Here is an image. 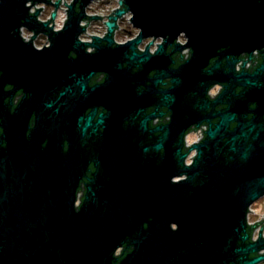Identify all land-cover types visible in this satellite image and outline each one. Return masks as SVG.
I'll list each match as a JSON object with an SVG mask.
<instances>
[{
  "label": "water",
  "instance_id": "water-1",
  "mask_svg": "<svg viewBox=\"0 0 264 264\" xmlns=\"http://www.w3.org/2000/svg\"><path fill=\"white\" fill-rule=\"evenodd\" d=\"M92 1L73 0L64 28L55 32L48 23L38 21L41 8L30 12L35 5L51 4L50 0H0V102L6 83L28 80L31 86L49 84L55 89L75 63L100 66L112 56H126L128 52L135 57V45L144 37L169 36L154 56L148 52L141 55L147 62L160 60L176 33L185 32L196 45L192 57L175 72L169 124L170 130L178 133L174 168L179 180L172 182L165 174L170 172L169 165L158 168L160 145L156 140L144 143L138 138L134 142L129 137L144 133V129H112L104 134L85 128L72 131L68 133L67 153L58 139H52L44 156L38 153L37 145H30L25 157L18 155L19 170L15 161L23 149L10 143L0 154V264L263 261L264 254L254 259L249 256L264 251V220L248 223V214L250 207L264 197V88L253 82L235 101L227 102V109L216 110L236 85L224 78L233 69L225 73L219 61L206 69L216 39L209 30L213 22L222 27L225 20L214 21L211 15L222 14L221 6L210 10V4L203 0H121L126 9L111 11L116 15L107 23L106 37H96L88 44L78 37L85 30L81 22L87 18L86 9ZM52 3L58 9L66 2ZM125 11L132 12V22L141 32L137 39L113 47L116 19ZM55 16L53 12L52 18ZM96 16L107 18L88 17L97 20ZM244 23L242 29L248 30L251 21ZM259 25L264 29V21ZM22 27L35 35H47L50 47L37 50L32 41L22 38ZM250 36L236 38L244 44ZM89 46L96 48L94 54L85 52ZM71 51L76 58H69ZM222 82L230 84V89L211 101L208 90ZM248 82L240 85L247 86ZM256 93L257 108L247 110L249 98ZM247 113L253 117L247 118ZM215 118L219 119L217 123L212 122ZM232 121L237 124L235 128L230 126ZM205 123L208 130H200L206 136L192 144L190 150H196V156L186 166L183 135L190 127ZM97 141L105 155L95 163L83 203L76 208V191L86 168L85 162H78L79 157L85 158V152ZM259 224V236L252 241L250 232ZM123 246L132 250L119 256Z\"/></svg>",
  "mask_w": 264,
  "mask_h": 264
},
{
  "label": "flooded vegetation",
  "instance_id": "flooded-vegetation-1",
  "mask_svg": "<svg viewBox=\"0 0 264 264\" xmlns=\"http://www.w3.org/2000/svg\"><path fill=\"white\" fill-rule=\"evenodd\" d=\"M203 2L210 4V10L221 6L222 14L212 13L211 15L214 21L217 19H225L224 22L227 19L231 21L222 22V27L217 25L218 22H213L209 33L216 36V39L215 44L209 50L212 55L208 56L206 63V69L215 66L218 61L220 66L226 70L225 73L230 68L233 69V72L229 75L225 74L224 78L236 84L234 92L226 94L222 98V104L216 106L217 111H223L228 107L227 102L235 101L238 94L248 90L253 82L264 88V70H259L264 66V29L259 25V21H264V0H203ZM53 4L52 2L49 5L40 4L46 7L39 13L38 21L48 23L49 27L58 32L63 28L54 27L58 9ZM52 8H55V18H52ZM119 9H126V7L119 5ZM115 12L109 14L107 18L94 17L97 20L90 19L86 15L85 21L90 24V28L84 27L85 30L78 39L83 43L92 44L96 37L105 38L108 34L107 23L112 16L116 15ZM44 15L46 18L42 20ZM132 19L133 14L130 11H125L121 17L116 19L113 47L125 45L139 37L141 29L134 26ZM244 21H251L248 30L242 29ZM228 24L231 25L230 28H227ZM249 33L251 38L250 41H246L247 43L242 44V39L236 38L238 35ZM21 36L27 42L32 41L37 50L48 48L51 45L47 35H35L25 27L21 28ZM24 36L30 37L29 40H26L27 37ZM168 39L169 36L142 38L135 45L137 53L135 57L128 52L126 56H112V60L100 66L82 62L75 63V66L62 75L63 77L59 80L60 84L55 89H52L49 84L39 87L31 86L28 80L22 83L16 81L14 85L6 83L3 87L4 96L2 93L0 102V154L9 148L10 143L17 148L21 145L23 150L17 153L15 161L19 170L21 160L18 155L22 153L25 157L30 145H37L38 153L44 156L52 139H58L62 150L67 153L68 138L72 131L85 128L87 132L97 131L104 134L112 129H144V133L129 135V137L134 142L138 138L144 143L147 140H156L160 145L158 168L162 169L163 166L169 165L170 172L165 174L170 176L172 182H178L177 169L174 168L178 159L176 150L178 133L169 128L175 97L172 87L176 70L192 57L196 44L191 43L185 32L176 33L175 38H172V44L165 48V56L160 60L147 62L146 58L141 56L145 52L154 56L159 46L164 45ZM85 52L94 54L96 48L89 46ZM76 57L73 51L69 53V58ZM257 71L258 73L254 75ZM242 74L245 76H240ZM247 82L249 83L247 86L240 85ZM229 89L230 84L222 82L212 86L208 90V96L211 101H214L218 95ZM257 97L256 93L249 98L247 110L257 108L255 102ZM246 117L251 119L253 115L247 113ZM100 120H102L101 123ZM218 121L217 118L212 120L213 123ZM236 125L234 121L230 123L231 128H235ZM205 126L208 130L209 125L205 123L199 128L190 127L185 131L182 147V154L185 155L184 165L192 164L193 161L189 162V158L191 153L196 151L190 150L192 147L189 144L190 139L192 141L196 133ZM205 136L204 134V138ZM91 146L93 149L85 152L87 156L79 157L78 161L81 164L85 162L86 168L76 191V208L83 203L89 180L93 178L96 171L95 163L102 158V154L105 155V152L100 151L99 141L92 143ZM255 231L256 229L250 232L252 241H254ZM131 250L132 248L128 249L123 246L118 251V255L129 253ZM263 254L264 251L253 253L249 258L254 259ZM257 264H264V260Z\"/></svg>",
  "mask_w": 264,
  "mask_h": 264
},
{
  "label": "built area",
  "instance_id": "built-area-1",
  "mask_svg": "<svg viewBox=\"0 0 264 264\" xmlns=\"http://www.w3.org/2000/svg\"><path fill=\"white\" fill-rule=\"evenodd\" d=\"M50 1L54 2L57 0H50ZM61 2H66V3L60 4V6L58 8L57 19H56V23H55L56 29L64 28V26L67 22L68 8H69V5H71L73 3V0H61ZM120 2H121V0H93L88 5V7L86 9V15L87 16H92V15H107L108 16L109 14H111V11L119 9V5H121ZM28 5H31V3H29ZM45 7H46L45 5L38 4V5L33 6L31 8L30 12H31V14H33L34 9L41 8V10H45ZM54 10H55V8H52L51 12H54ZM42 20H45V18H43ZM81 25L86 26L87 28H90V26H89L90 24H88V22L85 20L81 22ZM24 37H27V36H24ZM29 38L30 37H27L26 40H29ZM202 128H207V127L205 126ZM202 136H204V133L202 130H199L196 133L194 140L189 141V144L192 145L193 143L201 140ZM195 156H196V151H193L190 155L189 162H192ZM252 206L250 207V212L248 214V223H257L259 220H264V215L261 216L260 218L258 217V219L257 218L253 219L258 214L256 213L255 209ZM260 228H262V224L258 225L255 233L253 234V240L254 241H256L257 237L259 236Z\"/></svg>",
  "mask_w": 264,
  "mask_h": 264
},
{
  "label": "rangeland",
  "instance_id": "rangeland-1",
  "mask_svg": "<svg viewBox=\"0 0 264 264\" xmlns=\"http://www.w3.org/2000/svg\"><path fill=\"white\" fill-rule=\"evenodd\" d=\"M43 18H46V15H44ZM194 138L195 137H193L192 140H194ZM190 141H191V139H190ZM252 207L255 209L256 213L258 214L253 219H256V218L258 219V217L260 218L261 216H263L264 215V197L262 199L258 200L256 203H254V205Z\"/></svg>",
  "mask_w": 264,
  "mask_h": 264
}]
</instances>
